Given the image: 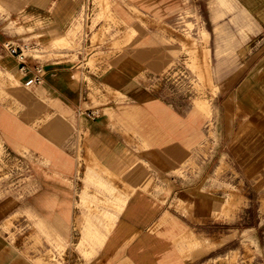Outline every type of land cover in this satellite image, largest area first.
Wrapping results in <instances>:
<instances>
[{
	"label": "rangeland",
	"instance_id": "rangeland-1",
	"mask_svg": "<svg viewBox=\"0 0 264 264\" xmlns=\"http://www.w3.org/2000/svg\"><path fill=\"white\" fill-rule=\"evenodd\" d=\"M39 2L66 16L61 43L51 42L47 28L25 31L18 20L23 9ZM26 20L33 26L32 16ZM8 39L28 45L24 53L44 64L60 62L53 67L82 64L101 73L115 55H126L121 68L136 73L138 100L78 76L85 99L94 104L90 110L98 112L94 119L106 116L118 139L98 142L86 128L89 117L64 108L37 85L26 86L16 72L17 58L5 56ZM254 50L264 53V0H0V202L9 210L0 219V264H36L46 249L45 264H91L96 255L89 259L84 253V232L90 223L100 229L112 195L111 183L88 176L103 171L88 163V150L121 174L147 157L149 148L163 154L154 155L161 163L149 160L152 182L133 192H166L160 182L168 176L198 180L201 187L173 199L142 233L120 223L108 235L107 246L115 251L107 260L127 254L140 264H264V56H254L248 66ZM14 85L45 95L52 116L65 113L64 130L58 135L31 124L22 115L29 107L4 92ZM196 101L207 109L196 111ZM105 107L113 115H105ZM128 107L137 113L123 114ZM230 116L231 141L222 124ZM117 186L130 189L121 181ZM52 192L66 202L56 204Z\"/></svg>",
	"mask_w": 264,
	"mask_h": 264
},
{
	"label": "crops",
	"instance_id": "crops-1",
	"mask_svg": "<svg viewBox=\"0 0 264 264\" xmlns=\"http://www.w3.org/2000/svg\"><path fill=\"white\" fill-rule=\"evenodd\" d=\"M59 1V0H58ZM223 2L224 0H220ZM229 0H226V2ZM230 3V2H229ZM45 5V4H44ZM231 5V3H230ZM46 7V6H45ZM45 7L41 5V3L34 4L33 6L27 8L26 10H22L24 13L21 18L18 17L22 26L25 28V31H31L32 28H36V30L45 29L47 28L46 32H57L60 36L66 34L63 33V30L67 28L68 20H66V16L62 13L58 12L56 8L53 10H44ZM246 8V7H245ZM246 10H248L246 8ZM69 10H66V12ZM64 13V12H63ZM32 16L31 23L33 26L26 23V17ZM249 25H243L244 28L248 27ZM242 27V26H241ZM31 29V30H30ZM34 34V33H33ZM42 34V33H38ZM37 35V34H36ZM24 38V35H21ZM20 38V37H19ZM9 40V39H8ZM53 43V36L51 39ZM54 44V43H53ZM253 49V48H252ZM262 51V50H261ZM255 53V50L252 53H249L247 56H251L246 61L248 66L250 65L251 61L253 60L254 56H264V53ZM8 56L9 54H5ZM122 54H117L113 58H111L110 64L108 68L104 72H94L88 68H80L81 65L77 64H69L60 66H52L55 64H59L60 62H51L46 63V73L44 75V80L41 84L37 86L42 88L43 93L48 96L49 98L56 100L59 102L64 108L68 110H72L74 112H79V115H83L82 111L90 109L94 104L90 103L89 100H86L84 97V92L82 89L81 81L78 79V76L82 77L83 74L87 75L94 84L98 86H109L112 88H116L124 92L126 96L129 98L139 99L142 96V93L137 89L136 82H135V74L132 76L131 74L126 73L122 70V61H125L126 58H123ZM131 56V55H129ZM14 61L13 59H11ZM10 60V61H11ZM98 61L100 60V56H98ZM62 62V61H61ZM63 63V62H62ZM153 63V62H151ZM156 67L160 65V63H153ZM152 64V65H153ZM49 66V67H48ZM14 68H17L16 62H14ZM18 72V69H16ZM80 70V71H79ZM259 70V69H258ZM257 70V71H258ZM261 71H258V75L261 74ZM111 89V88H110ZM7 96H13L18 103L26 104L29 107V111H25L22 115L28 119L31 124H40L39 127L41 128H48L54 133L58 135L64 130L65 128V113L60 112L57 116H52L49 107V101L45 95L39 92V95H31L26 90L21 89L14 85L13 87L4 89ZM145 91H147L145 89ZM144 90L142 92L145 93ZM118 92V91H117ZM120 94V93H119ZM260 99V98H258ZM144 103V101L142 102ZM141 103V104H142ZM17 104V106H20ZM262 108V107H261ZM105 115H113L111 107H105ZM145 110V108H144ZM137 113V110H134L133 107L125 108L123 114L127 116H133ZM263 112H256L254 113V118L256 115H260ZM85 119L86 128L90 131L91 135L96 139L98 142L100 141V137H113V139H118L112 131L109 130L108 126L110 122L106 118V116H102L101 118L96 119ZM95 120V121H93ZM255 123L258 120L252 119ZM232 120L231 116L227 122L225 121L224 117H222V124L228 125V128L224 130V136H228L227 139L229 141L233 140L230 133L232 130ZM145 145L150 144L149 141L144 139L143 142ZM174 151V150H173ZM172 151V152H173ZM160 154L163 157V154L149 148L145 155L147 157L140 158L137 162L130 165L126 170L123 171L121 174H116L108 167L102 165L100 161L95 157V155L88 150L89 161L88 163L91 166H101L103 171L100 174H92L89 173V177L92 180H96L103 185H107L111 183L110 187H107L109 193L112 195L107 198V207L103 209V215L100 217V229H98L97 225L94 223H90L86 231L84 232V239L88 241L89 247L84 250V253H90L89 259L96 255L94 261L91 264H140L136 260L130 259L129 255H120L117 259L112 261L107 260L110 257V254L115 249L113 246H107L109 233L113 230L115 231L118 228L120 223H123L125 226L128 227L129 230L142 233L160 218L168 209H170L169 203L172 202L173 199H184L187 196H190L193 192L200 189V181L195 180L193 182H186L179 178H170L167 174V178L164 181H161V187L166 190L163 191H155L154 194H149L143 191H134L135 187L145 188L149 186L152 182L151 173L146 169V164H148L149 160L153 162H160L158 158L154 157L156 154ZM172 165L178 166L175 162ZM175 167V166H174ZM106 172H105V171ZM163 172V171H162ZM110 173L115 178L113 179L108 175ZM55 179V178H53ZM117 181H121L124 187H130V189H124L123 191H117ZM109 182V183H108ZM57 185V184H56ZM51 188V186H49ZM43 186L40 183L39 189H42ZM52 188L56 189L57 187ZM122 188V186H120ZM55 197H54V195ZM53 197L56 199V204L60 205L66 202L67 198L65 196H61L56 192H52ZM64 201H61L63 200ZM38 197L33 199V202H37ZM40 202V200H39ZM4 205L3 202H0V219L6 216L9 212L8 209H3L2 206ZM109 206V208H108ZM35 207V206H34ZM60 207V206H59ZM177 216L179 214L177 213ZM68 221V218L65 217ZM73 222H71L72 226ZM73 228V227H72ZM114 228V229H113ZM188 231L184 232L180 235V238L184 240L187 237ZM187 242V241H186ZM116 247L119 249L121 245L119 242L116 241ZM47 250L43 251L41 255H39L35 262L36 264H45L46 261H42L41 256ZM124 254L125 251L127 252V248H123ZM130 251V250H129ZM144 264H184L180 260H166V261H145Z\"/></svg>",
	"mask_w": 264,
	"mask_h": 264
},
{
	"label": "built area",
	"instance_id": "built-area-1",
	"mask_svg": "<svg viewBox=\"0 0 264 264\" xmlns=\"http://www.w3.org/2000/svg\"><path fill=\"white\" fill-rule=\"evenodd\" d=\"M4 51L10 56H14L19 61L18 72L20 76L24 79V84L26 86H34L41 84L44 80V75L46 73V64L36 60L35 57L29 56L24 53V48H30L26 44H17L13 41H6L3 43ZM29 57H32L31 59ZM34 60L35 62H32ZM90 119L97 117L98 112L95 110H84L82 111ZM3 153V151L1 152ZM3 155V154H2Z\"/></svg>",
	"mask_w": 264,
	"mask_h": 264
},
{
	"label": "bare ground",
	"instance_id": "bare-ground-1",
	"mask_svg": "<svg viewBox=\"0 0 264 264\" xmlns=\"http://www.w3.org/2000/svg\"><path fill=\"white\" fill-rule=\"evenodd\" d=\"M249 22V21H248ZM246 33V31H244ZM52 36H53V43L54 44H59L61 43L63 40H65L63 37H61L57 32H52ZM201 109H207L206 105H204L203 102L201 101H196L195 102V110H201ZM105 171V170H104ZM106 172V171H105ZM108 175L110 177H112L113 179L115 178L113 175H111L110 173H108ZM116 179V178H115ZM91 254H88L87 256H90Z\"/></svg>",
	"mask_w": 264,
	"mask_h": 264
}]
</instances>
